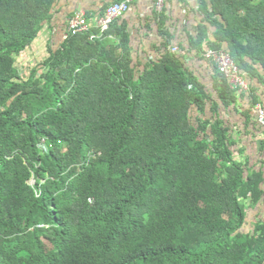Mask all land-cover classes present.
I'll use <instances>...</instances> for the list:
<instances>
[{
    "label": "trees",
    "instance_id": "obj_1",
    "mask_svg": "<svg viewBox=\"0 0 264 264\" xmlns=\"http://www.w3.org/2000/svg\"><path fill=\"white\" fill-rule=\"evenodd\" d=\"M198 1L178 53L164 29L159 57H137L120 17L68 25L25 64L56 0H0V264H264V217L245 230L264 171L238 158L222 114L238 91L216 69L214 97L186 63L224 50L256 74L264 0Z\"/></svg>",
    "mask_w": 264,
    "mask_h": 264
},
{
    "label": "crops",
    "instance_id": "obj_2",
    "mask_svg": "<svg viewBox=\"0 0 264 264\" xmlns=\"http://www.w3.org/2000/svg\"><path fill=\"white\" fill-rule=\"evenodd\" d=\"M117 0H56L54 18L47 25L42 36L25 53L23 63L42 62L50 56V45L60 46L68 33L70 18L77 11H84L90 25L97 23L105 8ZM164 12L157 7V0H138L120 22L127 23L132 37L136 56L143 59L159 57L165 41L162 30H168L172 37L170 51L174 47L187 46L195 38L204 15L199 11L198 0H166ZM166 18L165 28L159 24V17ZM208 35L213 40L214 29L207 22ZM187 66L195 73L207 89L217 98L214 90V77L217 68L211 62L199 58L195 52L186 54ZM256 74L246 73L250 83L249 91H238L237 103L227 111H222L224 119L232 127L233 139L236 141V153L240 160L250 162L251 167L264 171V125L258 121L256 99L264 106V66H256ZM223 106V105H221ZM242 151V153L240 152ZM264 187V185H263ZM256 206H264V197Z\"/></svg>",
    "mask_w": 264,
    "mask_h": 264
},
{
    "label": "built area",
    "instance_id": "obj_3",
    "mask_svg": "<svg viewBox=\"0 0 264 264\" xmlns=\"http://www.w3.org/2000/svg\"><path fill=\"white\" fill-rule=\"evenodd\" d=\"M138 0H118L110 4L104 13L98 19V26L103 31L108 30L111 24L117 18L123 17L129 12L135 2ZM166 0H157V7L161 10ZM87 16L84 11H77L69 21V31L74 35L82 34L90 29ZM173 53H178L179 48L171 49ZM204 57L207 61L216 66L222 78L227 81L233 91H249L250 83L243 73L242 69L236 63L229 52L224 50L208 49ZM258 121L264 125V106L258 104L256 107Z\"/></svg>",
    "mask_w": 264,
    "mask_h": 264
},
{
    "label": "rangeland",
    "instance_id": "obj_4",
    "mask_svg": "<svg viewBox=\"0 0 264 264\" xmlns=\"http://www.w3.org/2000/svg\"><path fill=\"white\" fill-rule=\"evenodd\" d=\"M23 74L27 73L29 75L30 68L23 67ZM261 215L264 217V206H258L255 209H250L249 216H248V224L245 228L246 231L254 230V223L257 221V216ZM264 219V218H263Z\"/></svg>",
    "mask_w": 264,
    "mask_h": 264
},
{
    "label": "water",
    "instance_id": "obj_5",
    "mask_svg": "<svg viewBox=\"0 0 264 264\" xmlns=\"http://www.w3.org/2000/svg\"><path fill=\"white\" fill-rule=\"evenodd\" d=\"M33 182H35V180H33Z\"/></svg>",
    "mask_w": 264,
    "mask_h": 264
}]
</instances>
